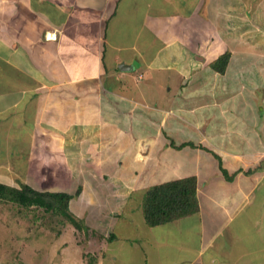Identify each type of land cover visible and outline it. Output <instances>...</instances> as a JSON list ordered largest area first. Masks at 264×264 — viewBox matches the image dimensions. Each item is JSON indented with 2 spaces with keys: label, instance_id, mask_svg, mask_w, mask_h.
Instances as JSON below:
<instances>
[{
  "label": "crops",
  "instance_id": "0c3cea01",
  "mask_svg": "<svg viewBox=\"0 0 264 264\" xmlns=\"http://www.w3.org/2000/svg\"><path fill=\"white\" fill-rule=\"evenodd\" d=\"M263 4L0 0V141L25 143L27 161L63 163L67 174L55 177L85 174L84 186L101 202L121 206L115 221L94 224L101 236L120 227L134 195L196 179L199 219L144 226L146 247L121 236L115 251L113 235L94 264H225V255L228 264H257L264 253V77L253 80L254 54L240 58L232 48L224 74L209 66L222 51L219 32L230 29L226 18L240 17L242 30L233 24L230 34L250 33L252 19L264 23ZM80 140L90 143L89 163L74 167L70 144ZM91 164L97 173L85 171ZM176 224L185 230L171 235Z\"/></svg>",
  "mask_w": 264,
  "mask_h": 264
},
{
  "label": "rangeland",
  "instance_id": "374dc122",
  "mask_svg": "<svg viewBox=\"0 0 264 264\" xmlns=\"http://www.w3.org/2000/svg\"><path fill=\"white\" fill-rule=\"evenodd\" d=\"M222 6L228 9L229 3H222ZM258 6H260L259 2L253 3L251 7L253 17L256 15ZM239 18L238 16L235 19L226 18L231 22L229 25L230 29L233 24L238 28ZM258 18L264 21V8L261 9ZM256 19H252L254 21L251 32L245 34L239 32L242 28H238L239 30L235 29L233 30L234 34H230V29L222 25L226 20L220 19L222 26L218 25L217 27H224L226 30L219 32L218 39H220V42L216 45V48L218 47L222 50L218 52L220 56L225 52L231 55V52L225 51L230 48L236 53L235 56L240 58L243 56L242 52L254 54L251 57L252 70H250L253 80L260 74L264 77V60H262L264 59V23L260 25L254 24ZM214 25L216 26V24ZM214 53L216 54V52ZM256 54L262 57H257L255 56ZM232 64H235V62L233 61ZM261 95L257 93V96ZM260 105H264V99H262ZM0 135L1 137L3 136V130H0ZM1 137L0 139H2ZM80 141L82 143L76 141V144H70V158L72 162L76 159L74 167L89 163L86 158H90V155L85 151L90 143ZM77 144L82 147H77ZM27 147L25 143L18 147L13 142L10 145L8 140L5 141L3 139L0 141V182L14 188L27 185L38 192L71 195L72 198L69 200L68 209L70 214L75 217L77 226L70 223L63 216L45 212L42 208H30L27 210L18 207L14 203L0 201V264H94V260H98L101 256L99 252L108 244V233H104V236H107L104 238V236L100 235L103 234V229L94 224L100 225L106 217L108 219L113 218L112 222L115 221L116 216L114 217V215L117 214V211H120L121 206L117 208L112 206L111 202H101L103 195L90 191L92 188L84 186L90 183L88 182L90 181L89 178L85 174L79 172L77 175L70 176L68 174L67 177H55L59 171L65 173V175L67 174L66 172L68 171L63 170L65 169L63 168V163L47 165L37 162L36 159L34 160L35 162L27 161ZM77 149H79L80 154L75 157ZM73 165L70 164L71 167ZM85 171L97 173L99 169L97 165L91 164L85 168ZM100 183L98 181V184ZM102 187L104 186L102 185ZM142 195H139V193L134 195L136 200L130 201L120 217V227H116L113 231V235L118 237V241H114L115 251L117 250V245L121 243L119 240L121 236V239L128 238L127 241L133 242L132 245L136 243L140 247L150 246L143 245L144 241H147L146 237H144L146 235V227L144 226L147 225L141 224L143 218L141 216L142 212L139 210L143 207L145 193L141 202L139 196ZM83 199L86 201H83L84 204H82ZM130 205L132 206V214L129 209ZM196 218L199 219L195 214L191 215V217L187 218L186 224L188 225L189 222L195 221ZM239 221L241 223L244 222V218L242 217ZM107 224L109 223L105 222L103 226ZM121 226L127 227L128 230ZM169 228L171 235L185 230V228H181V224H176ZM120 229L124 230L125 233ZM229 232L233 236L232 231ZM187 234L189 233L185 235ZM226 258L227 255H225L224 263L228 264ZM254 262L264 264V253L260 254L259 258Z\"/></svg>",
  "mask_w": 264,
  "mask_h": 264
},
{
  "label": "trees",
  "instance_id": "16d2710c",
  "mask_svg": "<svg viewBox=\"0 0 264 264\" xmlns=\"http://www.w3.org/2000/svg\"><path fill=\"white\" fill-rule=\"evenodd\" d=\"M230 57V53L225 52L210 64V69L218 74H224ZM214 157L219 162L220 172L224 179L231 182L234 175H229L222 168L221 159L218 156L214 155ZM255 169L257 170L258 168ZM252 172L248 171L246 174ZM71 198V195L65 193H43L33 190L27 185L14 188L0 183L1 202L14 203L18 207L27 210L30 208H42L45 212L59 214L69 220L70 223L75 224V217L70 214L68 209V203ZM142 208L145 224L150 228L196 213L199 209L196 179L190 177L149 188L145 192ZM75 225L77 226V224ZM113 239L114 236L110 234L108 240L112 241Z\"/></svg>",
  "mask_w": 264,
  "mask_h": 264
},
{
  "label": "water",
  "instance_id": "95a60500",
  "mask_svg": "<svg viewBox=\"0 0 264 264\" xmlns=\"http://www.w3.org/2000/svg\"><path fill=\"white\" fill-rule=\"evenodd\" d=\"M126 66L121 67V69H125Z\"/></svg>",
  "mask_w": 264,
  "mask_h": 264
}]
</instances>
